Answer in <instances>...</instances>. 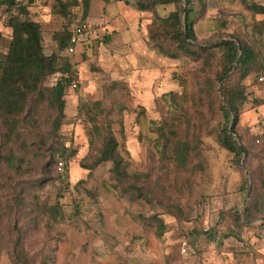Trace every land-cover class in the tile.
Returning a JSON list of instances; mask_svg holds the SVG:
<instances>
[{
	"label": "rangeland",
	"instance_id": "374dc122",
	"mask_svg": "<svg viewBox=\"0 0 264 264\" xmlns=\"http://www.w3.org/2000/svg\"><path fill=\"white\" fill-rule=\"evenodd\" d=\"M67 1L19 0L27 12L23 18L40 26L45 54L57 51L54 32L81 20V0L68 16L58 12V4ZM191 1L195 44L210 47L232 37L253 48L264 63V15H251L239 0ZM134 2L89 0L87 35L72 55L59 52L78 73L76 86L65 89V118L58 130L60 141L75 151L67 164L61 161L44 172L34 164L18 176L0 165V264H12L17 236L30 264H40L43 256L47 264H264V200L239 237L225 236V212L245 209L259 185L264 141L256 138L264 133V104L255 102L264 98V87L247 88L251 101L241 109L235 131L248 155L237 165L216 142L223 124L216 81L222 53L212 50L209 66L200 58L164 57L148 31L152 14L165 17L173 6L140 12ZM255 2L264 5V0ZM4 9L0 5V55L11 36ZM257 23L261 29L252 32ZM57 78H48L45 85ZM90 117L110 125L132 175L128 183L144 184L152 193L148 202L113 185L109 164L90 172L80 168L99 147L100 140L88 135ZM157 125L195 138L196 154H190L185 169L176 166L170 152L160 153ZM13 189L24 199L23 207L14 201ZM60 191L63 221L58 223L40 208L53 205ZM153 214L164 223L161 235L153 223L144 227Z\"/></svg>",
	"mask_w": 264,
	"mask_h": 264
},
{
	"label": "trees",
	"instance_id": "16d2710c",
	"mask_svg": "<svg viewBox=\"0 0 264 264\" xmlns=\"http://www.w3.org/2000/svg\"><path fill=\"white\" fill-rule=\"evenodd\" d=\"M88 1L81 0L83 8L81 20L72 22L69 29L52 34L51 41L57 51L45 54L40 26L23 18L27 13L25 7L19 5V0H0V5L5 6L4 11L8 14L6 24L11 30L6 51L0 55V165L14 175L26 174L34 164H39L42 172L49 166L59 163L62 165L61 161L66 165L75 154V151H69L60 141L58 130L65 118V89L70 85L76 86L74 82L78 80V73L59 52H66L72 26L86 21ZM239 1L251 15H264L263 4L255 0ZM134 3L140 12L152 10L156 6H173V10L165 17L152 14V29L148 31L154 47L164 57L200 58L209 66L211 51L218 50L222 53L220 73L216 76V81L220 85L218 109L223 124L216 136V142L233 156L237 165H240L241 156H247L248 150L241 136L237 135L235 126L239 121L241 109L251 101L247 88L264 87V63L260 56L253 48L240 42L238 44L232 37L216 42L210 47L195 44L194 20L191 18L194 9L191 0H135ZM75 6L76 0L60 2L58 12L68 16ZM13 9L15 14H12ZM260 25L257 23L252 26V32L261 29ZM104 42H108V39ZM55 75H58L55 83L51 86L45 85L48 78ZM206 84L209 88L210 82ZM255 104L263 105L264 98L257 99ZM87 119L91 125L88 135L100 141L91 162L89 164L80 162V168L90 172L98 165L109 164V180L113 185L121 187L123 192L134 199L148 202L152 193L144 184L128 183L132 175L128 171L127 162L120 156L118 142L110 125H100L94 117ZM153 130L157 135L155 142L160 153L170 152L169 158L171 157L176 166L185 169L190 154H196V146L192 142L195 138L180 136L170 125H157ZM256 140L264 141V133ZM260 163L256 172L259 185L256 191L251 192L246 208L241 212L232 208L225 212L229 218L225 236L239 237L244 223L252 222L255 213L262 206L264 161L261 160ZM243 179L242 190H246L248 181L245 177ZM40 184L41 181L35 182L37 187ZM13 191L14 201L23 207L24 199L15 189ZM61 195L60 191L53 205L40 208L41 212L48 214L58 223L63 221L58 203ZM33 198L37 200L36 196ZM143 222L144 227L152 223L156 225L158 235L163 233L164 223L156 214ZM207 235L214 237L213 233ZM11 259L12 264H30L18 236L12 246ZM40 264H47V257L43 256Z\"/></svg>",
	"mask_w": 264,
	"mask_h": 264
},
{
	"label": "built area",
	"instance_id": "2783aa9c",
	"mask_svg": "<svg viewBox=\"0 0 264 264\" xmlns=\"http://www.w3.org/2000/svg\"><path fill=\"white\" fill-rule=\"evenodd\" d=\"M89 27V21H85L82 24L72 26L70 30L68 46L66 49L68 55H72L74 53L76 46L87 35V30L89 29ZM58 166L60 167L61 164L59 163Z\"/></svg>",
	"mask_w": 264,
	"mask_h": 264
},
{
	"label": "crops",
	"instance_id": "0c3cea01",
	"mask_svg": "<svg viewBox=\"0 0 264 264\" xmlns=\"http://www.w3.org/2000/svg\"><path fill=\"white\" fill-rule=\"evenodd\" d=\"M120 13V12H119Z\"/></svg>",
	"mask_w": 264,
	"mask_h": 264
}]
</instances>
